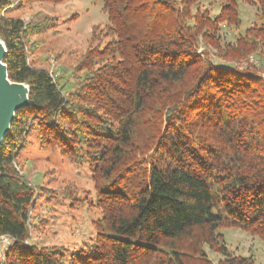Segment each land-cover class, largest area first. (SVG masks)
<instances>
[{"label": "trees", "instance_id": "1", "mask_svg": "<svg viewBox=\"0 0 264 264\" xmlns=\"http://www.w3.org/2000/svg\"><path fill=\"white\" fill-rule=\"evenodd\" d=\"M15 1L0 0V39L32 106L0 147V238L10 241L0 264H214L205 247L219 264H256L231 255L218 231L264 241V0H102L109 23L93 31L68 91L30 60L54 19L9 17ZM241 2L255 21L228 42L223 26L240 29ZM31 140L91 169L101 217L79 248L30 242L43 189L20 163Z\"/></svg>", "mask_w": 264, "mask_h": 264}, {"label": "rangeland", "instance_id": "2", "mask_svg": "<svg viewBox=\"0 0 264 264\" xmlns=\"http://www.w3.org/2000/svg\"><path fill=\"white\" fill-rule=\"evenodd\" d=\"M16 0L10 6L9 17L21 18L34 24L45 19H54V26L46 33L34 36L30 47V60L37 66L49 70L59 78L65 91L74 86L73 71L81 56L91 46L93 31L97 35L109 21L103 11L102 0H63L47 2L26 0L20 5ZM210 7L208 3L205 4ZM19 6V7H18ZM213 15L218 14L219 6H211ZM241 26L239 30H228L223 26L226 41L233 42L253 26L256 9L240 3ZM202 48H199V52ZM254 64L253 58L249 60ZM245 63H241L244 66ZM264 80V71L259 70ZM24 175L40 188L33 211L34 229L30 242L39 246H57L67 249L81 247L96 232L95 223L101 217L96 205V184L87 163L75 164L62 156L58 149L41 148L31 140L20 155ZM77 188L78 202L66 195L67 187ZM102 189H107L104 184ZM76 197V196H75ZM43 220V223L40 222ZM233 256L253 257L256 264H264V241L258 236L237 227H225L218 231ZM10 245L7 238H0V262ZM208 258L219 264L220 253L205 247Z\"/></svg>", "mask_w": 264, "mask_h": 264}, {"label": "water", "instance_id": "3", "mask_svg": "<svg viewBox=\"0 0 264 264\" xmlns=\"http://www.w3.org/2000/svg\"><path fill=\"white\" fill-rule=\"evenodd\" d=\"M8 51L0 39V147L11 129L16 113L32 106L27 84L12 82L4 60Z\"/></svg>", "mask_w": 264, "mask_h": 264}, {"label": "built area", "instance_id": "4", "mask_svg": "<svg viewBox=\"0 0 264 264\" xmlns=\"http://www.w3.org/2000/svg\"><path fill=\"white\" fill-rule=\"evenodd\" d=\"M53 78H56L53 74H52ZM5 238V237H4Z\"/></svg>", "mask_w": 264, "mask_h": 264}]
</instances>
